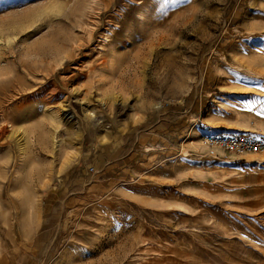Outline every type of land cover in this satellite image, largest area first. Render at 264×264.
Returning a JSON list of instances; mask_svg holds the SVG:
<instances>
[{
  "label": "rangeland",
  "instance_id": "rangeland-1",
  "mask_svg": "<svg viewBox=\"0 0 264 264\" xmlns=\"http://www.w3.org/2000/svg\"><path fill=\"white\" fill-rule=\"evenodd\" d=\"M0 128V264H264V0H0Z\"/></svg>",
  "mask_w": 264,
  "mask_h": 264
},
{
  "label": "built area",
  "instance_id": "built-area-1",
  "mask_svg": "<svg viewBox=\"0 0 264 264\" xmlns=\"http://www.w3.org/2000/svg\"><path fill=\"white\" fill-rule=\"evenodd\" d=\"M203 144L211 155H214L216 149L228 154L264 155V138H248L238 134H208L204 136Z\"/></svg>",
  "mask_w": 264,
  "mask_h": 264
},
{
  "label": "bare ground",
  "instance_id": "bare-ground-1",
  "mask_svg": "<svg viewBox=\"0 0 264 264\" xmlns=\"http://www.w3.org/2000/svg\"><path fill=\"white\" fill-rule=\"evenodd\" d=\"M98 7V6H97ZM91 8V7H90ZM92 9V8H91ZM16 93V92H15ZM7 122V121H6ZM1 129V128H0ZM2 133V132H1Z\"/></svg>",
  "mask_w": 264,
  "mask_h": 264
}]
</instances>
